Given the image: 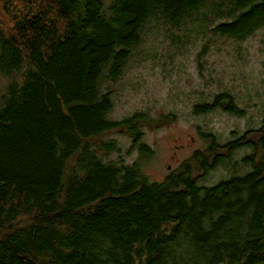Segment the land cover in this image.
I'll use <instances>...</instances> for the list:
<instances>
[{
    "label": "trees",
    "instance_id": "obj_1",
    "mask_svg": "<svg viewBox=\"0 0 264 264\" xmlns=\"http://www.w3.org/2000/svg\"><path fill=\"white\" fill-rule=\"evenodd\" d=\"M202 10L222 36L264 27V0H0V264H264V120L227 144L207 133V151L154 181L140 163L148 115L112 119L102 90L151 20ZM228 96L196 112L244 116ZM115 132L139 161L109 159ZM244 148L235 174L203 182Z\"/></svg>",
    "mask_w": 264,
    "mask_h": 264
},
{
    "label": "rangeland",
    "instance_id": "obj_2",
    "mask_svg": "<svg viewBox=\"0 0 264 264\" xmlns=\"http://www.w3.org/2000/svg\"><path fill=\"white\" fill-rule=\"evenodd\" d=\"M205 13L202 10L197 18L179 25L151 20L123 75L102 84L104 93L113 92L112 119L123 121L140 112L148 115L138 130L152 156L140 163L154 181L164 180L198 150L207 151V133L227 144L264 120V27L245 40L222 36ZM199 21L202 27L198 28ZM219 94H228L245 110L244 116L220 107L196 112L198 104L213 103ZM166 115L170 118L163 121ZM108 138L119 147L110 155L111 161L133 165L140 160V149H132V136L115 132ZM251 151L238 150L230 164L217 165L203 182L230 178Z\"/></svg>",
    "mask_w": 264,
    "mask_h": 264
}]
</instances>
